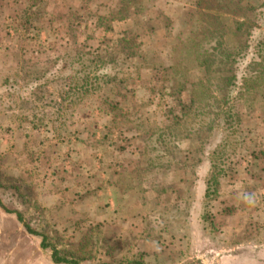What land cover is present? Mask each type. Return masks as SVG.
Instances as JSON below:
<instances>
[{
	"label": "rangeland",
	"instance_id": "1",
	"mask_svg": "<svg viewBox=\"0 0 264 264\" xmlns=\"http://www.w3.org/2000/svg\"><path fill=\"white\" fill-rule=\"evenodd\" d=\"M263 3L0 0V200L11 210L0 205V264H56L13 211L80 264H128L141 252L147 264H225L219 254L229 247L263 248L264 83L240 104L244 143L211 232L202 217L208 157L223 138L212 113L225 104L218 63L201 65L219 42L239 48L252 33L256 44ZM241 52L247 61L254 45ZM67 61L105 77L67 109L56 138L52 127L33 129L29 108L58 97ZM36 88L44 99L24 107L20 96ZM168 125L176 133L159 141ZM163 142L175 144L171 154L158 149Z\"/></svg>",
	"mask_w": 264,
	"mask_h": 264
},
{
	"label": "trees",
	"instance_id": "2",
	"mask_svg": "<svg viewBox=\"0 0 264 264\" xmlns=\"http://www.w3.org/2000/svg\"><path fill=\"white\" fill-rule=\"evenodd\" d=\"M264 6V3H263ZM251 12L257 13L255 7H250ZM260 15V16H259ZM257 18L264 19V14L257 13ZM28 24L32 21L28 20ZM246 24V22H242ZM243 24H241L242 26ZM249 25V24H248ZM259 25V24H258ZM240 26V27H241ZM253 28V25H250ZM251 33V32H249ZM252 35V33L250 34ZM250 35L246 36L240 44L239 48H232L231 50H225L223 48V42H219L215 54H211L213 58L208 60L204 58V62L201 65H206L208 69L212 68L213 65L218 63L220 74V83L222 85V100L225 106L222 107L221 104L217 106V109L213 117L214 125L220 128L223 138L221 142L215 146L209 152V174L206 178V189L204 193V213L202 215L204 222L207 224V228L211 232L218 233V226L214 222V214L212 213V208L214 202H216L222 195L224 183L228 180L232 170L234 159L237 157L239 150L243 146L244 138L243 133V121H244V110L241 109L240 104H242L249 95L254 94L264 83V33L261 35L260 40L255 44L249 38ZM223 41V40H222ZM254 45L255 54L250 58L243 56L244 62H240V55L242 54V49H247V53L252 49ZM220 46V47H219ZM216 50V49H215ZM259 51V52H258ZM211 53V52H210ZM249 55V54H248ZM82 60V59H81ZM80 60V61H81ZM243 64V65H242ZM66 72H69L66 79L64 80V86L60 87L58 90V97H51L48 101L49 103H36L35 106H30V101L36 100V95L42 100L44 99V93L38 88L31 90L29 96H20L22 102H24V107L30 106L29 111H32L33 119L30 120L34 130H38L40 127H52L53 133H55L56 138H60L64 135V127L67 125L66 113L67 109H75L82 101H84L88 96L98 92V88H101V83L104 80L105 74L99 73L96 69L93 70V65L88 63L80 62L77 67L75 61H67V64H63ZM239 73V71H243ZM227 73V74H225ZM3 84H9L10 78H6ZM53 82L48 79L45 81L44 86L52 84ZM238 91V92H237ZM237 92L238 94H234ZM12 96L13 92H8L5 96ZM33 97V98H32ZM191 104H179L182 108L193 106ZM22 108V107H21ZM54 123L59 124V126H53ZM205 124V123H204ZM203 133L198 131V133ZM176 133L172 125H168L163 129L157 131L158 140H167V137H173ZM183 134V132H181ZM188 135V134H185ZM182 137V136H180ZM180 139V138H178ZM156 143L158 149H162L165 152L171 154L173 145L164 144V142L159 146ZM173 146V147H172ZM156 147V149H157ZM177 147V146H176ZM206 142L200 145V149L205 150ZM0 205L7 211L2 201L0 200ZM16 212L18 219L24 222V225L28 231L42 236L41 246L43 249H52V259L56 264H80V262L70 256L62 250L57 249L54 246L47 244L48 236L45 234H40L35 230L28 222H26L24 214L20 211ZM143 254V255H142ZM141 259L129 260L128 264H147L146 253L141 252L139 254ZM71 257V258H70ZM148 257V256H147Z\"/></svg>",
	"mask_w": 264,
	"mask_h": 264
},
{
	"label": "crops",
	"instance_id": "3",
	"mask_svg": "<svg viewBox=\"0 0 264 264\" xmlns=\"http://www.w3.org/2000/svg\"><path fill=\"white\" fill-rule=\"evenodd\" d=\"M229 242L237 244L234 240ZM219 255L224 259L225 264H264V246L263 248H258V246L240 248L236 245V247H229L225 254ZM167 264L176 263L169 262Z\"/></svg>",
	"mask_w": 264,
	"mask_h": 264
}]
</instances>
